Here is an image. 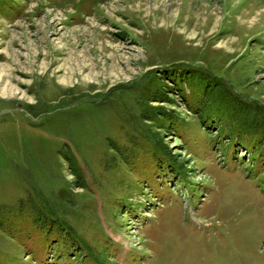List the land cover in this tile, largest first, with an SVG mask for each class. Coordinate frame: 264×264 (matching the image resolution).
<instances>
[{"label": "rangeland", "instance_id": "obj_1", "mask_svg": "<svg viewBox=\"0 0 264 264\" xmlns=\"http://www.w3.org/2000/svg\"><path fill=\"white\" fill-rule=\"evenodd\" d=\"M0 264H264V0H0Z\"/></svg>", "mask_w": 264, "mask_h": 264}]
</instances>
